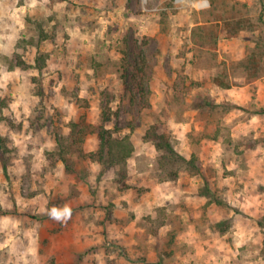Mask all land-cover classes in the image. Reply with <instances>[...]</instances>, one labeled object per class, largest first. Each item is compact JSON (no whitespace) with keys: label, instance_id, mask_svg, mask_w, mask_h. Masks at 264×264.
Here are the masks:
<instances>
[{"label":"rangeland","instance_id":"1","mask_svg":"<svg viewBox=\"0 0 264 264\" xmlns=\"http://www.w3.org/2000/svg\"><path fill=\"white\" fill-rule=\"evenodd\" d=\"M198 1L0 0V264H264V0Z\"/></svg>","mask_w":264,"mask_h":264},{"label":"trees","instance_id":"2","mask_svg":"<svg viewBox=\"0 0 264 264\" xmlns=\"http://www.w3.org/2000/svg\"><path fill=\"white\" fill-rule=\"evenodd\" d=\"M225 24L228 27V31L231 35L236 34V32L243 28L245 22L242 19H236V20H225ZM262 52H252L251 55L248 56V63L249 67L252 69V74H257V69L260 66V57L262 56ZM252 75V76H253ZM217 83L223 87L230 86V84L220 78L217 77ZM198 106H204V104L199 103ZM259 113H264V110L258 111ZM107 134V129L101 130L99 132V137L101 139V149H99L98 152L91 153V157L94 159H97L101 162H108L109 164H112L113 166L116 165L118 169L125 168L127 159L132 155L133 152V145L130 141V137H125L121 139H111V137ZM153 139L155 140V143L158 147L165 149L168 153L171 154L174 160H178L179 162L182 160L183 165L187 168H193L197 169L198 172L201 171L200 161L199 159L193 155L190 159H187L183 156H181L177 151L175 150L172 143L168 140V138L165 136V134H158L156 131H152ZM0 137V141H1ZM3 148L0 143V160L3 164V166H6V162L3 155ZM106 153V155H105ZM106 156L108 160H106ZM168 163V162H167ZM178 170L172 172V175L170 176H177Z\"/></svg>","mask_w":264,"mask_h":264},{"label":"built area","instance_id":"3","mask_svg":"<svg viewBox=\"0 0 264 264\" xmlns=\"http://www.w3.org/2000/svg\"><path fill=\"white\" fill-rule=\"evenodd\" d=\"M200 7H207L209 5V2L207 0H200L198 1Z\"/></svg>","mask_w":264,"mask_h":264}]
</instances>
